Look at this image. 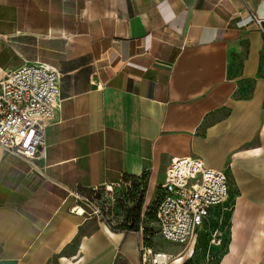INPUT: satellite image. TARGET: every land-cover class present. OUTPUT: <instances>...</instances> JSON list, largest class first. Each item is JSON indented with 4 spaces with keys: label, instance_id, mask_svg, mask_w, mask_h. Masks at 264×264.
I'll return each instance as SVG.
<instances>
[{
    "label": "crops",
    "instance_id": "0c3cea01",
    "mask_svg": "<svg viewBox=\"0 0 264 264\" xmlns=\"http://www.w3.org/2000/svg\"><path fill=\"white\" fill-rule=\"evenodd\" d=\"M252 12L264 19V0H0V81L45 64L61 87L44 160L0 147V264H141L143 243L168 264H264V34ZM179 157L228 175L227 209L189 245L78 212V196L127 177L144 178L148 208Z\"/></svg>",
    "mask_w": 264,
    "mask_h": 264
},
{
    "label": "built area",
    "instance_id": "2783aa9c",
    "mask_svg": "<svg viewBox=\"0 0 264 264\" xmlns=\"http://www.w3.org/2000/svg\"><path fill=\"white\" fill-rule=\"evenodd\" d=\"M251 21L264 34V19L252 12ZM60 105V74L56 69L45 64H25L7 71L0 81V147L36 166L34 161L46 157V128ZM132 185V179L123 178L96 187L91 196H78L79 206L83 214L95 217L112 231L131 230L121 226L124 220L117 205ZM229 199L228 175L224 170L208 167L197 157H179L171 163L153 202L143 208L142 218L154 206L156 233L166 241L187 246L200 229L210 225L213 208L226 210ZM220 225L211 228L212 244L223 242ZM132 230L145 241L143 223ZM139 251L141 264L170 261L168 254L154 251L145 243Z\"/></svg>",
    "mask_w": 264,
    "mask_h": 264
},
{
    "label": "trees",
    "instance_id": "16d2710c",
    "mask_svg": "<svg viewBox=\"0 0 264 264\" xmlns=\"http://www.w3.org/2000/svg\"><path fill=\"white\" fill-rule=\"evenodd\" d=\"M133 180L132 188L126 191L125 196L121 199L117 205L119 214L123 216L124 223L122 227L126 229H138L140 223L144 224L145 227V241H149L151 236L156 232L155 226V207L149 208L145 218H142V211L144 208V198L146 192V182L144 178H130ZM230 213H226L224 216L223 227L227 226V218Z\"/></svg>",
    "mask_w": 264,
    "mask_h": 264
},
{
    "label": "bare ground",
    "instance_id": "6f19581e",
    "mask_svg": "<svg viewBox=\"0 0 264 264\" xmlns=\"http://www.w3.org/2000/svg\"><path fill=\"white\" fill-rule=\"evenodd\" d=\"M76 208H77V210H78L79 213H83L84 212L82 207H80V206L77 207L76 206Z\"/></svg>",
    "mask_w": 264,
    "mask_h": 264
},
{
    "label": "rangeland",
    "instance_id": "374dc122",
    "mask_svg": "<svg viewBox=\"0 0 264 264\" xmlns=\"http://www.w3.org/2000/svg\"><path fill=\"white\" fill-rule=\"evenodd\" d=\"M154 233H155V234L152 235L151 238H152V237H157V236H158V237H161L158 233H156V232H154ZM157 234H158V235H157ZM161 238H162V237H161ZM162 239H163V238H162ZM152 241H153V240H152ZM153 242H154V241H153Z\"/></svg>",
    "mask_w": 264,
    "mask_h": 264
}]
</instances>
